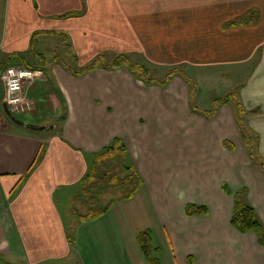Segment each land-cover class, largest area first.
<instances>
[{
  "label": "crops",
  "instance_id": "0c3cea01",
  "mask_svg": "<svg viewBox=\"0 0 264 264\" xmlns=\"http://www.w3.org/2000/svg\"><path fill=\"white\" fill-rule=\"evenodd\" d=\"M6 8L0 61L28 51L36 32H62L69 37L67 51L80 66L99 55H127L149 70L178 68L190 76L194 69L203 78L252 66L236 93L264 159V0H7ZM251 9L259 11L260 24L225 27ZM46 37L61 41L60 36L42 35L40 50ZM49 75L48 69L39 82H47L49 101L55 99L51 102L59 110L64 102L68 114L38 122L51 127L46 129L51 134L47 140L28 138L43 144L37 156L45 151L28 177L37 156L20 165L23 172L17 169L19 159L7 156L3 140L20 143L24 138L6 135L12 124L0 107V254L7 262L70 264L75 254L81 261L73 264H148L137 243L144 226L152 230L162 264H264L258 235L231 225L234 199L223 191V184L232 192L247 188V203L264 225V173L250 162L230 104L212 119L194 117L188 110L190 89L182 78L174 77L167 87L147 86L124 67L100 68L82 77L59 72L58 90ZM116 138L127 146L128 160L143 185L93 224H78L86 233L70 242L57 200L77 193L91 156ZM226 141L233 142L232 149ZM187 204L206 206L209 213L189 217ZM109 214L103 224L118 232L85 230ZM130 220L136 233L128 237L122 229ZM95 241L97 250L84 248V242Z\"/></svg>",
  "mask_w": 264,
  "mask_h": 264
},
{
  "label": "trees",
  "instance_id": "16d2710c",
  "mask_svg": "<svg viewBox=\"0 0 264 264\" xmlns=\"http://www.w3.org/2000/svg\"><path fill=\"white\" fill-rule=\"evenodd\" d=\"M261 22V15L257 9H251L242 16L232 20L225 25L226 28H238L246 26L258 25ZM42 35L60 36V47L55 49L53 60L71 75L82 77L97 69L104 68L106 70H116L127 68L131 74L140 79L147 86L167 87L171 80L178 76L182 78L190 88L191 108L193 111L202 113L206 119H212L218 112L220 106H226L233 101L237 107V121L241 126L242 133L247 137L248 152L252 160L257 161L261 166H264V159L259 156L255 148V140L257 135L253 133L247 126L243 124V117L246 115V110L241 103L236 91H231L224 97L214 99V108L210 111L202 110L195 103V98L198 95L197 83L187 75L182 69H172L168 71L164 78L152 77L151 71L144 65L134 63L129 56L119 55L114 59H108L103 55L97 56L90 64L85 66H77V57L71 56L74 62L65 59L58 50L64 48L66 51L70 48L69 37L62 32H36L32 35L28 51L24 53H14L9 55L4 61H0V72L5 71L12 66H23L29 70H42L48 73V58L41 53L38 48L39 37ZM38 87V86H37ZM31 89V96L39 92L38 87ZM44 89H41V93ZM4 97V96H3ZM3 99V98H2ZM2 103V100H1ZM13 117H19L13 113ZM11 123L16 124L12 119L8 118ZM19 126L18 124H16ZM249 129V130H248ZM226 147L233 148L229 142L224 143ZM43 159V153L35 159L32 166L29 168L27 177L31 174L36 166ZM143 185V179L138 173L135 166L128 160V149L125 143L119 139H114L107 147L98 153L91 156L90 166L80 181L77 193L73 198L86 212L82 213L77 205H73L71 213L74 215L76 223L83 224L94 221L108 213L115 204L132 199ZM223 191L227 194H232L231 189L227 184H223ZM122 192L124 195L116 200L111 199L108 203L102 204L101 198L109 193ZM248 189L243 188L234 193V207L231 216V225L241 233L253 232L258 235L259 243L264 246V225L260 221L254 207L246 201ZM186 215L189 217L206 216L209 210L206 206L187 204L185 207ZM152 230L145 229L138 233L137 243L142 251V254L148 264H162L159 258V248L152 244ZM0 264H11L7 262L0 254Z\"/></svg>",
  "mask_w": 264,
  "mask_h": 264
},
{
  "label": "rangeland",
  "instance_id": "374dc122",
  "mask_svg": "<svg viewBox=\"0 0 264 264\" xmlns=\"http://www.w3.org/2000/svg\"><path fill=\"white\" fill-rule=\"evenodd\" d=\"M7 0H0V39L2 37L3 34V30L5 28L6 25V19H7ZM47 39L45 42L46 44L43 45L41 48V53H43L49 60V64H48V69H49V76L50 77H54L53 80H51V82L54 84L55 89L58 90V86L56 83V78L55 76H58V73L60 72V76H62V73L65 72L67 73V71L62 67L61 64H57L54 60L53 57L55 55V49H58L60 47V43L57 42V40L54 39H50V38H44L43 40ZM59 53L68 61H72L74 62L75 65V59H71L72 57V52H68L66 51L64 48H61L60 50H58ZM4 54H2L0 52V60L4 59ZM117 57V56H116ZM109 59H114L110 58L108 56ZM77 66L81 67L80 64L77 62L76 64ZM171 68H151V74L152 77L154 78H164L166 76V74L168 73V71ZM252 69V66H250L249 68L245 67L244 70L242 69H236V70H224L220 76H216L214 78H203L204 75L203 74H198L199 72L192 69L190 71V76L197 81V88H198V95L195 98V103L198 107H200L202 110L205 111H210L214 108V99L217 98H221L224 97L226 94H228L231 91H237L238 88H240L241 85H243L247 80V75L250 73ZM49 76L47 78H49ZM47 84V82H46ZM46 84L39 82V80H36L34 84H32L31 89H36V85L40 86L39 88V92L33 96H31V94L28 95V100L31 103H34V105L37 107V111H32L26 115H22V114H16L19 118V120H22L28 124H34V125H38V122H40L42 124L43 122V118H45V123H50L56 120V117L58 115L61 114H68V109L66 108V104L63 102L62 108H55L54 102H51L52 100L55 101V99H51V101H49V98L47 97V88H46ZM189 88V86H188ZM235 88V89H234ZM41 89H44V93L41 94ZM190 89V88H189ZM189 104H191V98L188 100ZM188 110L190 111V113L192 115H194V117H198V118H203L206 119L202 113H198L196 111H193L191 108V105H189ZM233 107V110L235 112V117H236V122H237V127L239 130V133L241 131V136L243 138V142H244V146L245 148L248 150L249 146L247 143V137L242 133V129L241 126L239 125V122L237 121V107H236V103L235 101H233L230 104ZM187 106V107H188ZM217 107L218 109L221 108ZM35 110V108H34ZM2 113V112H1ZM3 114H5V112L3 111ZM173 114V113H172ZM183 116L185 117L186 120H189V114L187 113V110L184 108L183 110ZM8 120V119H7ZM209 120V119H206ZM12 127L10 130H8L6 132V135L10 136L11 138H19V137H23L24 140H20V143H15L16 140H3L5 142V144L3 145V148L6 150L7 152V156L11 159L16 158V160L19 159V166L17 167V169L20 172H23V168L20 166L23 162H27L29 157H36L40 151V147H43L42 145H38L35 143L34 140H30L28 138H37L39 140L42 139H46L47 136L49 134H51V131L49 130H45V131H33V130H28L25 128H21L18 127L16 124L11 123ZM243 124L245 126H247V118L243 117ZM248 127V126H247ZM249 128V127H248ZM249 130V129H248ZM25 132V133H24ZM47 140V139H46ZM49 140V139H48ZM172 141V140H170ZM160 144H161V140H159ZM232 146H233V142H229ZM255 145L257 146V140H255ZM173 147V144L169 145V148ZM248 147V148H247ZM44 149V147H43ZM255 152L257 153V149L256 147L254 148ZM42 153H45V151H42ZM249 153V152H248ZM258 154V153H257ZM250 157V155H249ZM251 158V157H250ZM35 159V158H34ZM250 162L257 168H259V170H261L264 173V166H261L257 163V161L254 160H250ZM16 164V163H15ZM26 174V172H25ZM27 176V175H26ZM243 189V188H241ZM241 189L235 190L232 192V194L229 195H234V193L240 191ZM65 196H68V198L66 199H60L57 200V205H58V211L60 212L61 216L63 215V219H64V225L66 226L67 229V234H68V239L70 242H72V239L75 238L77 235H79L80 233H86V231L84 232H80L77 227H78V223H76V220L74 218V215L71 213V209L73 205H77L80 209V211H82V213L86 212L85 208H82L80 206V204H78L76 201H74L73 196L69 198V194H64ZM124 194L122 192H115L113 193H109L106 196H103L101 198L102 204H106L108 203L111 199H118L121 198ZM248 196H249V190H248V195L246 198V201H248ZM234 199V196H233ZM140 215L139 213L136 214ZM135 216V217H136ZM102 217V216H101ZM109 218H111V215H107L106 219L102 218L100 220V223H98L97 225L94 226H90V227H86L85 230H89L90 234H98V233H103L104 231L106 232H118L117 229H111L108 228L106 225L103 224L104 220H108ZM127 226L124 225L122 232L123 234L127 235L129 237V235H132L134 233H136V231H133L131 228V224L133 223L132 220L130 221H126ZM90 224H93V222H90ZM137 224V222L135 223V225ZM95 226H99V227H95ZM104 226V227H102ZM137 226V225H136ZM148 227H144L142 228V230L146 229ZM151 229V228H149ZM84 230V229H83ZM76 234V235H75ZM126 240V237H124ZM93 244H95L96 246H92ZM93 244H87L86 242H84V248H87L88 246H90V249H95L97 250V245L98 242L95 241L93 242ZM81 248V247H80ZM79 248V249H80ZM74 256L70 257V261L75 263V261H81V258L76 257L75 254H73ZM83 259H87L84 258ZM70 263V264H73ZM13 264V262L11 263Z\"/></svg>",
  "mask_w": 264,
  "mask_h": 264
},
{
  "label": "built area",
  "instance_id": "2783aa9c",
  "mask_svg": "<svg viewBox=\"0 0 264 264\" xmlns=\"http://www.w3.org/2000/svg\"><path fill=\"white\" fill-rule=\"evenodd\" d=\"M45 76L42 70H29L23 66L9 67L1 76L6 105L12 113L26 115L34 111L35 105L28 100L31 86Z\"/></svg>",
  "mask_w": 264,
  "mask_h": 264
},
{
  "label": "water",
  "instance_id": "95a60500",
  "mask_svg": "<svg viewBox=\"0 0 264 264\" xmlns=\"http://www.w3.org/2000/svg\"><path fill=\"white\" fill-rule=\"evenodd\" d=\"M4 110H5L6 115L10 119H12L13 122H15L16 124H18L19 126H22L24 128H28V129L35 130V131H45L46 129L51 128L48 126H39V125L28 124L22 120L16 119L15 117H13L11 111L8 109V107L6 105L4 106Z\"/></svg>",
  "mask_w": 264,
  "mask_h": 264
}]
</instances>
